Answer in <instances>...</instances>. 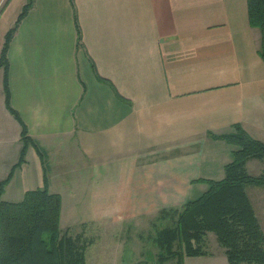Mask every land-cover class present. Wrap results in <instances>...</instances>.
<instances>
[{
	"label": "crops",
	"instance_id": "0c3cea01",
	"mask_svg": "<svg viewBox=\"0 0 264 264\" xmlns=\"http://www.w3.org/2000/svg\"><path fill=\"white\" fill-rule=\"evenodd\" d=\"M4 1L0 48L26 2ZM259 38L246 0H33L7 50L9 103L32 142L5 185L14 179L18 200L45 173L61 197L59 225L90 222L97 257L151 264L156 231L171 223L152 216L198 196L206 183L196 179L222 177L232 158L233 145L210 133L239 123L264 141ZM20 130L0 69V179L18 158ZM246 168L264 173V159ZM253 186L264 232V186ZM111 236L121 249L104 250Z\"/></svg>",
	"mask_w": 264,
	"mask_h": 264
},
{
	"label": "trees",
	"instance_id": "16d2710c",
	"mask_svg": "<svg viewBox=\"0 0 264 264\" xmlns=\"http://www.w3.org/2000/svg\"><path fill=\"white\" fill-rule=\"evenodd\" d=\"M32 2L26 0L22 5L4 33L0 48L4 102L21 125L18 158L0 179V196L32 142L25 124L10 106L7 80L9 42ZM246 5L249 24L259 30L257 52L264 61V0H246ZM210 134L233 145L232 158L224 164L222 177L196 179L206 183L198 196L187 199L178 208L158 210L156 219H171V223L159 226L156 231V260L162 263L175 258L181 264L185 255L204 254L205 237L213 232L229 264H264V232L246 192L247 185L264 186V173L252 174L246 168L247 160L264 159V141L249 135L239 123L233 124L228 132ZM36 148L43 163L42 152ZM60 208V194L49 191L45 173L42 185L26 189L20 199L0 197V264H86L89 241L82 232L69 233L68 227L60 231Z\"/></svg>",
	"mask_w": 264,
	"mask_h": 264
},
{
	"label": "rangeland",
	"instance_id": "374dc122",
	"mask_svg": "<svg viewBox=\"0 0 264 264\" xmlns=\"http://www.w3.org/2000/svg\"><path fill=\"white\" fill-rule=\"evenodd\" d=\"M8 158L10 159V156ZM248 170L249 171L251 170L250 166H248ZM13 181H14V179H12V181H11V183L9 185H7V186L4 185L5 191H4V188H3L2 194L0 196L1 198L8 199V200H15L17 198L15 193H14V191H13V186H12ZM251 187H254V186L253 185H248L247 188H246L248 190V192H249V195H251V193H250V188ZM191 195L192 194L190 193L188 198H192ZM82 196L83 195H80V197H82ZM77 204H78V207H79V212H81V213L84 212L85 214H87L86 210H89V209L87 207L86 200H83L81 202L78 201ZM157 214L153 215L152 217H157ZM84 223L76 222V223H73V224H70L69 226H67V224L64 221H62L61 225H59V226H60V231L61 232H63L66 229V226H67L69 233L76 234V233L82 232L83 236L88 239L89 244H87L86 249H85L86 264H131L132 263L133 260L129 259L128 257H125L123 259L122 258L117 259V258H100V257H97V250H98L97 245H95V244L92 245V243L90 241V240H92V234H94L95 228H93L91 226L90 222L86 221ZM120 237H115L114 238L113 236H111V239H110V241L108 243L109 247L105 248L104 250L115 251L117 249H121L122 246L120 248L118 247V242H119L118 240L120 239ZM100 245H103L102 242H100ZM125 245H133V243L132 242L126 243L123 246L125 247ZM150 245L151 244H150V241H149L147 246L149 247L148 249L151 250ZM218 245L219 244L216 241L214 233L213 232H208L207 236L205 237V248L207 250H209L208 255H206V256H186L185 259H184V264H219V262H221L222 259H225V257L221 254V249H220V252L213 251V248L219 247ZM156 246H157V244H156ZM154 249H156V247ZM154 249H152V250H154ZM211 250L213 252H210ZM148 255H150V254H148ZM222 257H224V258H222ZM146 260L148 262H150L151 264L152 263L153 264L158 263L156 261V258L148 257V258H146ZM175 262H176L175 258L168 260L169 264H174Z\"/></svg>",
	"mask_w": 264,
	"mask_h": 264
}]
</instances>
